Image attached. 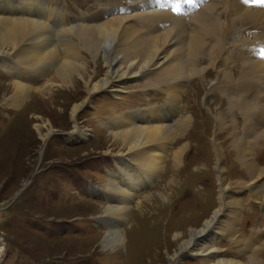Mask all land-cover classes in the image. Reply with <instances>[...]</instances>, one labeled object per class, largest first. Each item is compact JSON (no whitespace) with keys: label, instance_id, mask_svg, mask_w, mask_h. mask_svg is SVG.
Wrapping results in <instances>:
<instances>
[{"label":"bare ground","instance_id":"bare-ground-1","mask_svg":"<svg viewBox=\"0 0 264 264\" xmlns=\"http://www.w3.org/2000/svg\"><path fill=\"white\" fill-rule=\"evenodd\" d=\"M49 1L0 0V54L9 55L1 65L14 77L9 87L11 97L7 99L10 108L18 107L31 90V86L17 78L24 74L27 78L42 76L51 69L55 73L34 90V96L46 94V99H55L59 94L66 95L74 122V116L95 94L105 90L116 92L114 88L128 79L144 78V86L159 87L167 94L164 108L147 106L125 113L113 111L105 120L111 133L109 142L121 155L115 159L116 171L110 174L103 189L99 188L108 203L103 218H99L108 229L100 242L102 248L113 243L126 244L122 225L130 215L131 203L144 185L158 179L171 151L175 166L180 168L186 147L170 149L190 122L188 116L181 115L179 94L186 79L204 71V67L197 65L204 54L207 65L216 71L209 90L226 95L229 110L239 111L243 117L240 129L233 121L230 136L247 180L232 182L225 177L222 148L213 141L217 206L202 225L173 236L170 244L176 245L169 250L167 247L168 252L174 249L170 263L182 264V257L192 255L201 264H263L259 257L264 243L262 230H253L251 238L245 240L247 263L242 261V252L247 253L246 244L245 249L241 250L245 245L240 246L239 256L228 258L216 241L222 237H232L239 245L243 241L234 237L243 201L235 198L231 201V194H244L247 200H260L264 194V166L254 157L255 147L264 143V60L255 58L258 47L264 45V6H254L245 0H209L186 18L151 9L152 0H136L134 7L126 10H120L122 6L113 1L114 5L108 4L107 10L101 9L94 16L76 17L77 24L75 20L69 26L65 13L54 9ZM51 27H60L55 36ZM230 44L242 46L237 51L238 64L231 65ZM101 52L104 66L100 79L95 81L97 71L89 67L87 55L94 60ZM52 87L57 92H52ZM174 114L176 118L170 120L174 122L165 123ZM215 121L218 126L223 124L219 118ZM74 127L72 140L87 137L76 122ZM46 129L44 135L39 132L43 139L51 133ZM152 254L158 257L155 251Z\"/></svg>","mask_w":264,"mask_h":264},{"label":"rangeland","instance_id":"rangeland-1","mask_svg":"<svg viewBox=\"0 0 264 264\" xmlns=\"http://www.w3.org/2000/svg\"><path fill=\"white\" fill-rule=\"evenodd\" d=\"M50 1V6L65 13L69 26L75 20L77 24L76 17L88 16L91 12L94 13L90 16H94L101 9L107 10L104 6L111 2L113 6V1L125 6L131 2ZM66 19L63 20L67 24ZM58 28L51 27L53 36ZM230 45L233 47L231 65L238 64L237 51L242 46ZM81 51L86 55L84 49ZM8 57L0 54V63ZM96 57L91 60L87 55L91 62L89 67L97 71L95 81L100 79L104 66L103 53ZM200 59L201 63L197 65L204 67L205 72L199 71L186 79L188 83L179 94L181 115L188 116L190 122L184 134L174 139L170 149L186 147L180 168L175 166L171 151L158 179L141 189L131 203L130 215L122 225L126 244L113 243L105 248L100 242L108 229L105 221L102 223L99 218L108 203L101 189L110 174L116 171L115 159L121 155L109 142L111 133L106 129L105 120L113 111L125 113L167 103V94L159 87L144 86L145 79L141 77L126 80L121 87L114 88L116 92L97 93L74 116L79 130L87 137L72 140L70 134H73L75 122L70 116L67 96L59 94L55 99L53 97L54 100L46 99V94L34 96V90L51 79L55 69L30 83L31 79L26 76L18 78L21 83L31 86V90L13 109L7 99L11 97L9 87L14 78L6 76L5 68L0 65V264H171L174 249L168 252L167 247L169 250L176 245L170 244L173 236L202 225L217 206L213 141L222 148L225 177L232 182L247 180L230 136L233 121L240 129L243 117L239 111L229 110L226 95L209 90L216 71L207 65L204 54ZM52 92H57V88L52 87ZM159 107L162 108L156 106V109ZM217 118L222 125L215 123ZM166 119L165 123H169L174 117ZM47 127L51 133L43 139L39 132L44 135L48 132ZM255 149V161L258 163L257 155H260L259 162H263L264 143L259 142ZM260 165L264 166V163ZM229 198L237 197L231 194ZM253 210H256L255 214ZM259 225L264 231V196L257 203L247 200L242 204L234 235L243 240L242 245L232 237H222L216 241V246L225 251L228 258L239 256V248L246 244L245 240ZM246 245L241 248H246L247 253L242 252L245 263L249 254L248 243ZM153 251L158 257L152 254ZM259 257L264 264V243ZM182 258V264H201L192 255Z\"/></svg>","mask_w":264,"mask_h":264},{"label":"snow or ice","instance_id":"snow-or-ice-1","mask_svg":"<svg viewBox=\"0 0 264 264\" xmlns=\"http://www.w3.org/2000/svg\"><path fill=\"white\" fill-rule=\"evenodd\" d=\"M246 3H253L254 6H264V0H245Z\"/></svg>","mask_w":264,"mask_h":264}]
</instances>
